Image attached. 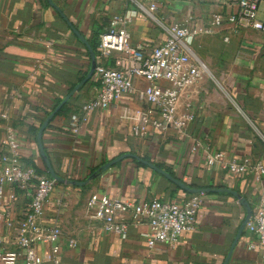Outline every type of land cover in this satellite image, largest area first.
<instances>
[{
    "label": "crops",
    "instance_id": "obj_1",
    "mask_svg": "<svg viewBox=\"0 0 264 264\" xmlns=\"http://www.w3.org/2000/svg\"><path fill=\"white\" fill-rule=\"evenodd\" d=\"M0 0V141L8 126L17 132L24 163L36 164L48 172L40 154L35 128L89 72L91 58L87 46L68 25L63 15L90 41L94 25L105 29L111 19L131 16L129 30L134 46L150 52L166 38L141 5H158L155 13L165 24H207L213 14L237 9L239 0ZM157 17V18H158ZM259 17L264 21V3ZM203 21V22H202ZM202 22V23H200ZM196 36L191 48L206 66V72L224 81L234 72L228 86L247 117L233 111L224 96L208 89L207 77L185 87L179 97L180 110L195 116L179 132L172 127L155 128L151 104L145 98L146 81L135 79V91L114 105L92 114L78 133L70 127V115L98 90L94 76L66 103L65 109L49 123L43 144L51 163L60 175L85 180L92 170L120 154L133 152L156 164L193 188H232L256 208L264 191V179L250 174L230 175L207 162V149L223 151L229 157L249 156L264 163V70L258 52L264 50V32L243 30ZM225 38H228L225 40ZM106 62L126 67L125 53L113 52ZM211 72V73H210ZM237 72V73H236ZM166 86L169 84L163 82ZM6 113L7 117H2ZM144 123L145 135L134 134L136 124ZM195 140L202 147L193 150ZM30 189L5 184L0 195V251L16 248V226L24 217L31 197ZM93 194L140 202L161 198L181 202L193 194L202 199L195 230L181 236L179 243L148 246L143 233L145 223L134 224L129 214L126 237L107 232L91 217L88 207ZM11 208L13 225L4 211ZM246 209L232 194L188 192L135 158H125L84 186L57 183L51 192L44 216L48 226L60 224L59 264H223ZM254 235L245 230L228 264H264L261 252L249 249ZM45 264H53L49 244H39ZM1 264V263H0ZM17 264H24L21 258Z\"/></svg>",
    "mask_w": 264,
    "mask_h": 264
},
{
    "label": "built area",
    "instance_id": "obj_2",
    "mask_svg": "<svg viewBox=\"0 0 264 264\" xmlns=\"http://www.w3.org/2000/svg\"><path fill=\"white\" fill-rule=\"evenodd\" d=\"M262 3L264 0H239L234 11L215 13L207 24L193 26L178 22L165 24L156 16V2L148 6L140 4L150 18L160 21L167 35L150 52L132 44L129 30L131 16L111 19L100 34L95 69L99 84L97 93L70 115L72 131L78 133L93 113L109 108L124 96L133 94L135 79L142 77L146 81L145 98L152 106L149 113L155 115L152 119L146 118L145 122H151L160 130L172 127L183 132L195 116L192 111L180 110V93L207 73L206 66L194 54L191 41L200 34L212 33L218 28L227 29L231 33L249 29L264 32V21L259 17ZM113 52L125 53L128 65L122 68L108 65L106 59ZM2 117L6 118L7 114L2 113ZM133 131L134 134L145 135L146 127L144 123H139ZM202 145L200 140H195L193 150L196 151ZM206 153L209 165L230 175L248 173L256 181L264 179L262 161L253 160L249 156L231 158L223 151L212 152L207 149ZM5 184H18L23 189H30L28 193L31 199L24 217L16 226V248L0 251V263L17 264L23 258L24 264H45L38 245L49 244L54 253L53 264H59L62 228L60 224L48 226L44 222L46 204L57 182L48 173H40L23 162L20 140L12 126L7 127L0 141V195ZM201 203L200 194H193L181 202L161 198L134 202L93 194L89 198L88 207L91 217L99 220L105 231L121 234L122 237H126L130 222L118 220V214H129L134 224H147L149 231L143 233V236L148 246L153 247L157 243L175 246L183 234L195 230ZM4 216L9 226L14 224L10 206L5 208ZM246 229L254 235L249 249L258 250L264 257V191Z\"/></svg>",
    "mask_w": 264,
    "mask_h": 264
},
{
    "label": "water",
    "instance_id": "obj_3",
    "mask_svg": "<svg viewBox=\"0 0 264 264\" xmlns=\"http://www.w3.org/2000/svg\"><path fill=\"white\" fill-rule=\"evenodd\" d=\"M48 2L54 7L56 8L58 11H60V9L58 8V6L53 2V0H48ZM64 19L67 21L68 25L72 28V30L75 32V34L80 38V40L87 46V49L89 51L90 54V58H91V67L89 72L86 74V76L75 85V87L70 91V93L55 107V109L50 112V114L45 118V120L42 122V124L39 127L38 133H37V142H38V146H39V150H40V154L42 156V159L44 160L45 166H46V170L48 171L49 175L56 180L57 183H61V184H68V185H75V186H84L86 184H88L91 180L95 179L98 176V172L104 173L105 171L109 170L113 165H115L116 163H118L119 161L131 157V158H135L141 162H143L145 165L151 167L152 169L158 171L159 173L163 174L165 177H167L170 181H172L174 184H176L177 186H179L180 188L191 192V193H202V192H222V191H226L230 194H232L233 196H235L239 203L242 204L245 209H246V215L245 218L243 219L238 232L231 244L230 250L224 260L223 264H228L229 260L232 256V253L234 251V248L236 247V245L238 244L241 236L243 235L244 231L246 230V226L247 223L249 222L254 209L253 206L251 205V203L248 201V199L243 196L241 193H239L237 190L232 189V188H214V187H206V188H193L191 186H189L188 184L182 182L180 179L176 178L175 176H173L171 173H169L168 171L159 168L156 164L142 158L139 157L137 154L133 153V152H127V153H123L120 154L119 156L109 160L108 162L102 164L97 170L96 172H93L90 174V176L88 178H86L85 180H75V179H71V178H66L62 175H60L58 172H56V170L54 169L50 157L48 156L44 144H43V135L44 132L46 130V128L48 127L49 123L51 122V120L57 115V113L61 110V108L69 101V99L72 97V95L77 92L78 90H80L88 81H90V79L94 76L95 74V69H96V65H97V55L94 51V49L92 48L90 42L88 41V39L63 15Z\"/></svg>",
    "mask_w": 264,
    "mask_h": 264
},
{
    "label": "rangeland",
    "instance_id": "obj_4",
    "mask_svg": "<svg viewBox=\"0 0 264 264\" xmlns=\"http://www.w3.org/2000/svg\"><path fill=\"white\" fill-rule=\"evenodd\" d=\"M156 16L158 17V15L156 14ZM159 19V17H158ZM151 20L154 22L155 25H157L158 27H161V24L159 23L160 21H156L153 20L151 18ZM203 22V21H202ZM200 22V23H202ZM162 28V27H161ZM225 32H228L225 30ZM258 58L260 61V68L262 70H264V50H261L260 52H258ZM211 73V72H210ZM234 72H229V80L228 81H224L223 79H219L217 76L215 77V75H209L208 73L205 74V76L207 77V83H208V89H215L217 92H219V94L223 95L225 100L229 103V105L233 108V111L236 112L241 118L242 120H245L248 122L247 117L245 116V114L243 113V111L241 110V108L239 107L236 99H235V94L233 93L232 89L230 86H228L230 84V80L233 81V74ZM237 73V72H236Z\"/></svg>",
    "mask_w": 264,
    "mask_h": 264
},
{
    "label": "trees",
    "instance_id": "obj_5",
    "mask_svg": "<svg viewBox=\"0 0 264 264\" xmlns=\"http://www.w3.org/2000/svg\"><path fill=\"white\" fill-rule=\"evenodd\" d=\"M103 28H100L97 24H95L94 25V35H93V37H92V39L89 41L90 42V44H91V46H92V48L94 49V51H95V53H96V55L98 54V46H99V43H100V34L103 32ZM99 84H97V86H98ZM73 89V88H72ZM61 102V101H60ZM59 102V103H60ZM58 103V104H59ZM57 104V105H58ZM56 105V106H57ZM65 107H66V104L61 108V110L57 113V114H59L60 112H62L64 109H65ZM80 108V107H79ZM79 108H77L75 111H77ZM55 109V108H54ZM75 111H73V112H75ZM50 114V113H49ZM48 114V115H49ZM38 130H39V128H35L34 129V132H35V134L37 135V133H38ZM145 159H147V158H145ZM136 160V162L139 164V165H142V166H146L143 162H141V161H139V160H137V159H135ZM27 165H30V166H32V167H34L38 172H40V173H44L43 172V170H41L36 164H34V163H30V162H27L26 163ZM100 167V166H99ZM99 167H96V168H94L93 170H92V173L93 172H96V170L99 168ZM46 173H48V172H46ZM49 174V173H48ZM99 174H101V172H98V175ZM16 185V188H18V189H20V186L18 185V184H15Z\"/></svg>",
    "mask_w": 264,
    "mask_h": 264
}]
</instances>
